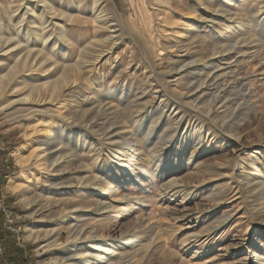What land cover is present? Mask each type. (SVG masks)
Segmentation results:
<instances>
[{
	"label": "rangeland",
	"instance_id": "rangeland-1",
	"mask_svg": "<svg viewBox=\"0 0 264 264\" xmlns=\"http://www.w3.org/2000/svg\"><path fill=\"white\" fill-rule=\"evenodd\" d=\"M136 1L0 0V264H264V0Z\"/></svg>",
	"mask_w": 264,
	"mask_h": 264
},
{
	"label": "bare ground",
	"instance_id": "bare-ground-1",
	"mask_svg": "<svg viewBox=\"0 0 264 264\" xmlns=\"http://www.w3.org/2000/svg\"><path fill=\"white\" fill-rule=\"evenodd\" d=\"M76 1V0H75ZM97 1V0H96ZM139 1H141L142 3V10H143V13H145L144 14V16H146V18H144V20L146 21L147 20V22L149 23H151L152 24V22L151 21H153V19H154V17H153V14L152 13H149L148 11V9H147V6H148V4H149V6H158V7H161V2L163 1V0H138V1H136L137 3L139 2ZM132 2H135V1H132ZM170 2V1H169ZM179 2V1H178ZM178 2H177V4H178ZM131 3V2H130ZM140 3V2H139ZM138 3V4H139ZM163 3H165V1L163 2ZM167 3V2H166ZM171 3V2H170ZM199 3V2H198ZM137 4V5H138ZM43 5V4H42ZM133 5V4H132ZM137 5H135V6H137ZM140 5V4H139ZM138 5V6H139ZM62 6V5H61ZM93 6V5H92ZM162 6H163V4H162ZM165 6V5H164ZM170 6V5H169ZM172 6V5H171ZM175 6V5H174ZM10 7V6H9ZM47 7V6H46ZM97 8V7H96ZM137 8V7H136ZM139 8V7H138ZM154 8V7H153ZM100 10V9H99ZM136 10V9H135ZM139 10V9H138ZM155 10V9H154ZM158 11H159V9H157ZM161 10V9H160ZM167 10V9H166ZM176 10V9H175ZM182 10V9H181ZM49 11V10H48ZM51 11V10H50ZM137 11V10H136ZM163 11V10H162ZM167 11H169V9L167 10ZM66 12V11H65ZM98 12V11H97ZM152 12V11H151ZM155 12V11H154ZM26 13V12H25ZM137 13H138V11H137ZM139 13H140V10H139ZM165 13H167V12H165ZM51 14V13H50ZM57 14V13H56ZM55 14V15H56ZM157 14V13H156ZM155 14V15H156ZM159 14V13H158ZM40 15V14H39ZM54 15V14H53ZM103 15H104V12H103ZM107 15V14H106ZM160 16V15H159ZM170 16V15H169ZM172 16V15H171ZM170 16V17H171ZM41 17V16H40ZM136 17V16H135ZM140 17V16H139ZM157 17V16H156ZM162 17V16H161ZM35 18V17H34ZM98 18V17H97ZM158 18H160V17H158ZM166 18V17H165ZM42 19V18H41ZM71 19V18H70ZM143 19V18H142ZM139 20V19H138ZM159 20V19H158ZM109 21V20H108ZM48 22V21H47ZM46 22V23H47ZM114 22V21H113ZM159 22V21H158ZM157 23V22H156ZM58 24V23H57ZM114 24V23H113ZM142 24V23H141ZM150 24V25H151ZM46 25V24H45ZM95 25V24H94ZM129 25V24H128ZM147 25V24H146ZM162 26V25H161ZM144 27H146V26H144ZM166 28V27H165ZM21 29V28H20ZM19 29V30H20ZM111 29V28H110ZM144 29V28H143ZM148 29V28H147ZM154 30H156V29H154ZM22 31V30H21ZM38 31V30H37ZM140 31V30H139ZM145 31V30H144ZM145 32H147V31H145ZM159 32V31H158ZM29 34H30V32H28ZM39 33V32H38ZM147 33H149V32H147ZM155 33V32H154ZM27 34V33H26ZM113 34V33H112ZM136 34V33H135ZM151 34H152V32H151ZM151 34H150V36H151ZM159 34V33H158ZM18 35H20V34H18ZM17 35V36H18ZM32 35V34H31ZM139 35V34H138ZM27 36V35H26ZM155 36V35H154ZM20 37V36H19ZM28 37V36H27ZM42 37V36H41ZM160 37V36H159ZM115 38V37H114ZM65 40H66V38H65ZM108 41V40H107ZM115 41V40H114ZM112 42V41H111ZM113 45V44H112ZM131 47V46H130ZM235 47V46H234ZM103 48V47H102ZM114 48V47H113ZM119 48V47H118ZM217 48V47H216ZM233 48V47H232ZM236 48H237V46H236ZM52 49V48H51ZM97 49V48H96ZM99 49V48H98ZM107 50V49H106ZM109 50V49H108ZM126 50V49H125ZM179 50V49H178ZM218 50V49H217ZM105 51V50H104ZM124 51V50H123ZM132 51V50H131ZM218 53V52H217ZM221 53V52H220ZM99 56H101V55H99ZM217 67V66H216ZM210 76V75H209ZM66 77V76H65ZM205 82V81H204ZM195 83V82H194ZM183 84V83H182ZM226 84V83H225ZM228 84V83H227ZM185 86H186V84H185ZM206 86V85H205ZM201 87V86H200ZM190 88V87H189ZM185 89V88H184ZM220 90V89H219ZM222 92H224V91H222ZM233 93V92H232ZM223 95V94H222ZM199 98V97H198ZM202 98V97H201ZM212 98V97H211ZM212 101V100H211ZM194 102V101H193ZM216 103V102H215ZM194 107V106H193ZM201 113V112H200ZM224 114V113H223ZM207 115V114H206ZM247 117V116H246ZM209 118V117H208ZM231 122V121H230ZM244 124V123H243ZM233 127V126H232ZM242 127V126H241ZM128 131V130H127ZM118 132V131H117ZM127 134V133H126ZM250 181V180H249ZM220 218H222V217H220ZM226 220H227V218H225L224 220H221V221H219L220 223H225L226 222ZM69 224V223H68ZM73 226H74V228H77V224L76 225H74L73 223H70V225H68V228H67V230L69 231V232H73L74 231V228H73ZM219 226V225H218ZM149 228V227H148ZM33 229L31 228L30 230H29V233H28V235L27 236H29L30 234H31V231H32ZM61 230H62V228H61ZM76 230V229H75ZM79 230V229H78ZM63 231V230H62ZM54 234V233H53ZM32 235V234H31ZM59 235V234H58ZM39 236H37L36 238H38ZM51 237V236H50ZM59 237V236H58ZM47 247V246H46ZM45 249V248H44ZM88 251H91V250H88ZM91 254V253H90ZM87 255V254H86ZM94 255V254H93ZM94 257V256H93ZM117 258V263L118 262H120V257H116ZM115 258V259H116ZM118 258H120V259H118ZM110 261V260H109ZM112 263V262H111ZM123 264H124V262H122ZM140 264V263H139Z\"/></svg>",
	"mask_w": 264,
	"mask_h": 264
},
{
	"label": "trees",
	"instance_id": "trees-1",
	"mask_svg": "<svg viewBox=\"0 0 264 264\" xmlns=\"http://www.w3.org/2000/svg\"><path fill=\"white\" fill-rule=\"evenodd\" d=\"M1 173H2V171L0 172V182H5V175L6 174H1ZM3 219H4L3 214L0 212V234L1 235H2V233L5 232V230L3 228ZM2 259L4 260V257H2Z\"/></svg>",
	"mask_w": 264,
	"mask_h": 264
}]
</instances>
